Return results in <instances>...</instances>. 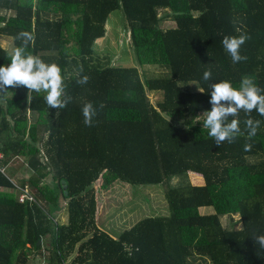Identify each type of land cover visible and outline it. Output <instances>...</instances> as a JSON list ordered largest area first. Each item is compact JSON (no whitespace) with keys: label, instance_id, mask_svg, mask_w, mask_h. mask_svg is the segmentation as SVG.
I'll list each match as a JSON object with an SVG mask.
<instances>
[{"label":"trees","instance_id":"1","mask_svg":"<svg viewBox=\"0 0 264 264\" xmlns=\"http://www.w3.org/2000/svg\"><path fill=\"white\" fill-rule=\"evenodd\" d=\"M116 8L135 61L167 75L141 80L136 66L94 54L95 21ZM167 18L174 25L162 28ZM21 30L33 34L30 52L59 64L71 102L49 108L44 93L22 86L0 93L3 162L24 157L31 172L18 183L38 202H19L0 174V264H65L70 256L68 264H264L251 237L264 233V117L251 113L262 123L248 140L241 111V135L219 147L198 121L211 108L210 83L238 87L250 75L264 88V0H0V34L18 46ZM241 33L250 36L240 49L248 60L233 64L222 38ZM7 54L0 44V66ZM190 81L202 92L178 85ZM146 90L161 98L152 103ZM86 102L98 109L91 127ZM187 171L201 180L167 185L166 215L143 217L117 236L97 224L93 181L100 189L115 180L156 184ZM62 206L65 222L56 219ZM224 215L239 227H224Z\"/></svg>","mask_w":264,"mask_h":264},{"label":"clouds","instance_id":"2","mask_svg":"<svg viewBox=\"0 0 264 264\" xmlns=\"http://www.w3.org/2000/svg\"><path fill=\"white\" fill-rule=\"evenodd\" d=\"M16 39L20 41V44L7 54L10 63L0 66V93H6L10 87L22 86L27 88L28 92L44 93L43 98L49 108L64 109L71 102V96L66 92L59 64L55 61L46 62L29 51V46L34 39L32 32L21 30L17 33ZM248 39L250 36L247 33L223 36V48L233 64L248 60V57L242 55L240 51L241 46ZM202 78L204 81H210L211 70H205ZM88 80L89 77L83 75L76 82L85 85ZM209 87L211 108L199 115L202 119L198 121L203 122L202 127L208 130V136L214 139L215 145L219 147L225 141L233 143L237 136L241 135L239 120L241 111L247 116L244 120L247 139L251 140L255 137L262 121L253 119L251 113L255 111L264 117V88H261L250 75L242 76L238 87L233 86L228 80L212 82ZM102 107L101 104L100 108ZM97 114L98 109L92 102L84 103L82 115L86 126H93V119ZM251 147V143H245L244 150L250 151ZM251 237L257 247V255H261V250H264V233L254 232Z\"/></svg>","mask_w":264,"mask_h":264},{"label":"rangeland","instance_id":"3","mask_svg":"<svg viewBox=\"0 0 264 264\" xmlns=\"http://www.w3.org/2000/svg\"><path fill=\"white\" fill-rule=\"evenodd\" d=\"M163 9L159 14H163ZM100 33L95 35L93 40L94 54L112 64L123 66H136L139 70L141 80L148 77L164 76L168 72L157 64H138L130 48L129 34L123 12L120 8L108 9L96 20ZM162 28L174 25L169 18L160 22ZM91 32V31H90ZM90 34V33H89ZM0 44L9 53L15 46L11 38L0 34ZM179 87L183 90H198L196 82H179ZM152 103L161 98L160 91L146 90ZM201 177L190 171L180 175L172 176L168 181L156 184H129L120 180H115L107 188H99V179L92 182L95 189L98 206V223L109 233L117 236L122 230L130 227L137 220L146 216L166 215L168 213L165 199V189L167 185L176 186L187 182L198 183ZM202 213H211V206H204ZM65 211V210H64ZM66 213V211H65ZM237 215H233L236 219ZM224 227L238 228L239 223L230 226V218L226 215L220 217Z\"/></svg>","mask_w":264,"mask_h":264},{"label":"crops","instance_id":"4","mask_svg":"<svg viewBox=\"0 0 264 264\" xmlns=\"http://www.w3.org/2000/svg\"><path fill=\"white\" fill-rule=\"evenodd\" d=\"M6 169H7L8 174L17 181L20 179V177L26 178L31 172V170L26 167V163L22 155H17L16 157L12 158V160H10L6 164ZM97 214H98V206H97V212H96V220H97V224H99L98 219H97ZM56 219L59 222L66 221V213L64 211V206H62L58 211H56ZM99 227L102 228L103 226L102 225L100 226L99 224ZM104 230L107 231L106 229ZM70 258L71 256L66 259L65 264L69 263Z\"/></svg>","mask_w":264,"mask_h":264},{"label":"built area","instance_id":"5","mask_svg":"<svg viewBox=\"0 0 264 264\" xmlns=\"http://www.w3.org/2000/svg\"><path fill=\"white\" fill-rule=\"evenodd\" d=\"M4 155L3 152L0 150V174L5 176L14 187L16 192V198L19 202H37L34 194L32 193L31 189L28 187L27 184L20 185L17 180L12 178L6 169V164L3 162Z\"/></svg>","mask_w":264,"mask_h":264},{"label":"water","instance_id":"6","mask_svg":"<svg viewBox=\"0 0 264 264\" xmlns=\"http://www.w3.org/2000/svg\"><path fill=\"white\" fill-rule=\"evenodd\" d=\"M63 188L65 189L66 188V185L65 184H63ZM64 193L66 194L67 192H66V190H64ZM40 240H38L37 242H39Z\"/></svg>","mask_w":264,"mask_h":264}]
</instances>
